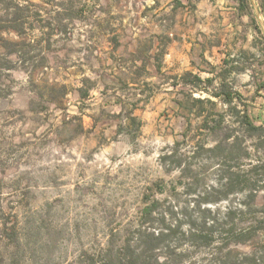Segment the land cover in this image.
I'll use <instances>...</instances> for the list:
<instances>
[{"label":"rangeland","instance_id":"1","mask_svg":"<svg viewBox=\"0 0 264 264\" xmlns=\"http://www.w3.org/2000/svg\"><path fill=\"white\" fill-rule=\"evenodd\" d=\"M254 1L249 15L236 0H0V231L8 222L19 237L16 248L0 238V264H99L111 234L127 235L155 197L156 215L170 210L184 227L202 214L225 221L228 264H264V186L204 201L226 192L222 172L194 153L201 118L178 112L190 87L157 68L177 26L217 43L220 60L246 52L249 71L230 79L262 123L264 0ZM220 263L199 247L182 264Z\"/></svg>","mask_w":264,"mask_h":264},{"label":"trees","instance_id":"2","mask_svg":"<svg viewBox=\"0 0 264 264\" xmlns=\"http://www.w3.org/2000/svg\"><path fill=\"white\" fill-rule=\"evenodd\" d=\"M236 1L239 12L250 15L253 9L252 0ZM260 32L261 37L257 41L264 51V32L261 28ZM249 58L246 52H242L235 60L248 61ZM159 67L160 64L157 65L158 69ZM221 76L223 82L219 87L213 86L212 78L202 79L200 75L192 72L185 73L178 78V82H175L176 85L177 83L192 85L189 90L181 92L184 95L183 98L176 100L178 112L188 121L192 116L201 118V122L196 127L194 153L206 152L216 157L218 171L222 172L221 180L224 181L222 185L226 188V192L217 198L207 197L205 202L224 199L236 191L249 190L253 197L255 196L253 191H258L264 186V121L255 122L249 111L247 102L249 98L234 88L233 82L227 80L226 74L222 73ZM194 91H206L210 93V96H194ZM261 106L264 107V102ZM131 119L136 121V116H131ZM208 136H214L213 145H206ZM175 155L174 152L165 154L162 159L164 162L168 160L172 162ZM174 161V166L178 167L182 164L179 158ZM245 165H248L247 170L244 168ZM254 172L259 175V178L252 181L255 179L252 175ZM256 181L258 184H255ZM159 206L160 200L156 197L152 198L140 210L137 222L127 235L111 234L107 244L97 252L100 258L99 264H162L165 262L182 264L191 248L199 247L211 249L214 255H219L222 262L220 264H228L227 260L230 258L232 249L221 235H223L222 231L229 232L230 229L223 227L220 230L219 228L224 226L222 224L225 221L202 214L196 220L187 222L188 226L184 227L185 222L169 216L170 210L162 211L158 215L161 217L157 218L156 211ZM0 213L4 215L1 205ZM155 219L160 220L159 226L155 225ZM7 223H3L0 238L10 240L9 245L16 248L19 245L17 229L15 226H8ZM255 228L254 226L240 231L239 237H242L241 235L250 237ZM163 255L165 258L162 261ZM246 257L249 256L246 255ZM243 263H246L244 258L240 264Z\"/></svg>","mask_w":264,"mask_h":264},{"label":"crops","instance_id":"3","mask_svg":"<svg viewBox=\"0 0 264 264\" xmlns=\"http://www.w3.org/2000/svg\"><path fill=\"white\" fill-rule=\"evenodd\" d=\"M252 2L255 3L254 0H252ZM245 14L248 13L245 12ZM193 27V25H189L187 28L177 26L175 30V37L173 35V38H169L167 49L162 58L164 59L163 63H159V70H166L170 73V80L177 79L178 81V78L185 73L192 72L200 75L202 79L212 78L213 86L219 87L220 83L223 82V77L221 76L222 73L228 76V81H231L230 76L232 74L245 73L249 71V63L245 60H240L238 62L235 60L239 57L236 53H229L223 58V60H220L221 57L217 54L219 52V50H217V43L209 44L202 42L201 40H197L198 38L195 34L196 29ZM173 32L174 31H171L170 34ZM199 59L201 60L199 61ZM201 61L209 65L210 68L203 69L199 66ZM203 73H206V76H204ZM173 86L176 85L173 83L172 87ZM185 86L192 87L191 84H186ZM235 89L239 90L238 88ZM195 93L199 94L194 95ZM200 94H204L202 97L210 96V93L206 91H194L193 93L194 96H201Z\"/></svg>","mask_w":264,"mask_h":264}]
</instances>
